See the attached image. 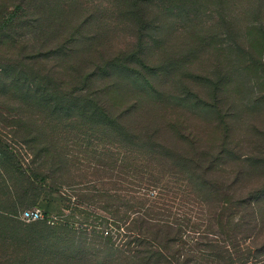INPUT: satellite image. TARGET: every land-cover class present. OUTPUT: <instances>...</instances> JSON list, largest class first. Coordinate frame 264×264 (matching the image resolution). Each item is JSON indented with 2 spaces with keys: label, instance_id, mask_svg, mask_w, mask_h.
<instances>
[{
  "label": "rangeland",
  "instance_id": "374dc122",
  "mask_svg": "<svg viewBox=\"0 0 264 264\" xmlns=\"http://www.w3.org/2000/svg\"><path fill=\"white\" fill-rule=\"evenodd\" d=\"M252 1L173 0L169 17L145 7L138 22L115 0H0V25L22 6L0 29V83L8 70L23 80L0 84V162L10 147L27 170L0 164V219L27 225L0 220V264H130L127 251L146 239L136 241L137 211L154 214L141 226L171 264H264V0ZM34 77L44 97L66 94L75 111L36 108ZM104 89L112 97L99 103L124 131L76 112ZM34 209L42 220L21 219Z\"/></svg>",
  "mask_w": 264,
  "mask_h": 264
},
{
  "label": "trees",
  "instance_id": "16d2710c",
  "mask_svg": "<svg viewBox=\"0 0 264 264\" xmlns=\"http://www.w3.org/2000/svg\"><path fill=\"white\" fill-rule=\"evenodd\" d=\"M116 2H118L119 4H121V6H123V8L121 9H125V12L128 16H132L133 20H137L138 22H141L140 19H144V15H145V10L147 8H163V15L165 13V15L167 17H169L170 14V6L172 4L173 0H115ZM221 2H223L224 4L226 0H220ZM233 1V5L235 6H240L241 9H244L245 7L243 6V2L245 3H249L252 0H231ZM253 2V1H252ZM257 5H255L256 7ZM258 7V6H257ZM22 6L21 5H16L14 10H12L11 12H7L4 15V20L2 22V24L0 25V29H6L11 23H13V21L16 19L18 11L21 10ZM121 11V10H120ZM122 12V11H121ZM99 40V39H98ZM66 54L64 56L68 57V48H66ZM136 55V54H135ZM133 55V56H135ZM139 57L137 56L136 60L133 62H138L139 64L143 65V58L140 56V54H138ZM133 56H127L125 58L126 61H118L117 59L115 60H107V64L103 69H99L94 73L95 78H97L96 74H105L108 73V70L114 68L115 66H119L120 64H130L132 62H129L130 59ZM77 59L81 60V57H78ZM67 61L68 58L66 59ZM15 73H13L12 71H6V75L3 77V79L1 80L2 85L4 86H12L15 84H20L23 80L19 77L14 75ZM93 75V76H94ZM8 79V83L5 82V80ZM89 79H87V75H85L82 78V84L88 82ZM146 81V80H145ZM150 87H152L150 85ZM29 91L28 97L32 98L33 100V105L37 108L40 107L42 104V102H46V107L48 108V112L51 114V117H57L58 114H66L70 115L72 113V111H75L73 108H71V99L68 95L64 94L63 96H53V91L48 89V92L50 95L44 97L43 95V91L42 90H47L46 87L41 86L40 84H37V79L34 77V81L33 83H29L26 87ZM95 98L94 100H88L87 96L88 95H84V98H80L79 102H82L85 104V106L81 107V108H77L76 112L80 113L82 115V118H84V116L88 113L90 115H93V117H96V122L98 123L99 126H107L109 127V129L115 133L119 132V131H124L125 128L118 122L117 119H112L109 116V111L107 106L108 105H104L99 103L100 101H105V97L106 96H110L112 97V93H110L109 90H103L101 92H96L95 94H92ZM105 99V100H104ZM68 101V102H66ZM52 122L54 120H51ZM51 125L53 123L49 122ZM52 140V141H51ZM49 142L42 144V146L40 147V154H46L48 151L51 152V150H54L55 148L58 147V145H60L59 140H57V138L55 139H51ZM54 140H57L56 142ZM3 140H0V142ZM1 146V145H0ZM15 151V150H14ZM17 150V152H13L10 147L6 148V150L3 152V159L1 163H5L8 162L10 163L11 168H13L11 172H15L19 175H21L22 173H26L27 170H23L24 168V164L22 163V160L20 158L19 153H22V151ZM31 153V150H29ZM155 157H159L158 152H153ZM56 152H53V156L55 157ZM63 160V159H61ZM134 161H136V159H134ZM59 166V164L57 165ZM127 168H129L131 170V174H132V178L139 180V182L143 181L144 177L143 176V171L141 167H138L136 165H134L133 163L130 166H126ZM35 172V169H32V173ZM130 172V171H129ZM26 177V176H25ZM31 175L29 174L26 179L30 178ZM37 177V176H36ZM146 181V186H151L153 189H157V185L158 182L156 181V179L154 178V176H150L148 179L144 180ZM194 185V184H192ZM196 188H199V196L202 198H207L208 196V192L207 190H204V187H207V185L205 184H196L194 185ZM7 193H10L9 188L6 187L5 188ZM144 196V195H143ZM140 196V197H143ZM145 198V197H144ZM257 198V196H254L253 199ZM145 200H147L145 198ZM225 204L228 203V201H224ZM142 204V203H141ZM152 210H154V206L151 207V210L149 213H154L151 212ZM1 212L3 210H0ZM135 213H138L136 215V219H138V226H136V229L138 231V239L136 237V241H140L139 238L143 237L142 235H146L144 236L146 239L145 241H142V243L138 244L141 245L143 247L138 246L137 249H132L127 251V254L129 256H126V259L128 261V263L130 264H171L169 263L168 259H166L163 255H161L159 253V249L160 247H158L157 245H155V243H161L163 245V243L157 240V234L154 233V235L151 234V232L148 229H145L144 227L141 226V224H149L151 220H155V218H153L154 214H151L150 217H147L148 213H143V215L140 213V211H137ZM149 218V219H148ZM3 220L4 223H6V225H11L12 227H14L17 230H20L22 228L27 227V225H25L24 223H22L16 215L12 214V213H8V212H4L3 216H1V219ZM152 224V223H151ZM152 226V225H151ZM170 228V227H169ZM100 233V232H98ZM108 234V232H106ZM178 233V232H177ZM101 239H106V237H100ZM104 241V240H103ZM134 241V240H133ZM135 242V241H134ZM167 242H175V239L172 238L171 240H168ZM110 243V239H106L105 244L108 245ZM165 243V241H164ZM135 244H137V242H135ZM105 247V245H104ZM158 247V248H157ZM116 252L113 247L111 248V254L112 256H114ZM75 259V258H73ZM113 261H118L120 260L118 255H115V257L113 258ZM74 261H80V260H74ZM75 263V262H74Z\"/></svg>",
  "mask_w": 264,
  "mask_h": 264
},
{
  "label": "built area",
  "instance_id": "2783aa9c",
  "mask_svg": "<svg viewBox=\"0 0 264 264\" xmlns=\"http://www.w3.org/2000/svg\"><path fill=\"white\" fill-rule=\"evenodd\" d=\"M21 219L25 221H39L43 219V215L40 210L34 209L30 211H25L21 214Z\"/></svg>",
  "mask_w": 264,
  "mask_h": 264
}]
</instances>
